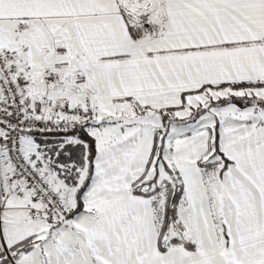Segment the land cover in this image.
<instances>
[{
  "label": "snow or ice",
  "instance_id": "snow-or-ice-1",
  "mask_svg": "<svg viewBox=\"0 0 264 264\" xmlns=\"http://www.w3.org/2000/svg\"><path fill=\"white\" fill-rule=\"evenodd\" d=\"M0 264H264V0H0Z\"/></svg>",
  "mask_w": 264,
  "mask_h": 264
}]
</instances>
